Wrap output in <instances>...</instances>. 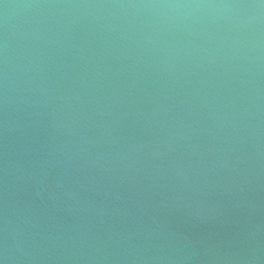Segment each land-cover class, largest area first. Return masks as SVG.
Returning <instances> with one entry per match:
<instances>
[{"label": "water", "instance_id": "95a60500", "mask_svg": "<svg viewBox=\"0 0 264 264\" xmlns=\"http://www.w3.org/2000/svg\"><path fill=\"white\" fill-rule=\"evenodd\" d=\"M0 264H264V0H0Z\"/></svg>", "mask_w": 264, "mask_h": 264}]
</instances>
